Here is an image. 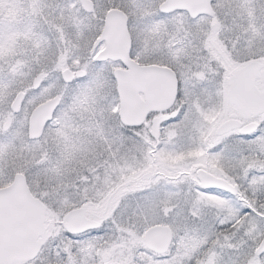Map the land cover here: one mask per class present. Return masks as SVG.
<instances>
[{
    "label": "snow or ice",
    "instance_id": "obj_1",
    "mask_svg": "<svg viewBox=\"0 0 264 264\" xmlns=\"http://www.w3.org/2000/svg\"><path fill=\"white\" fill-rule=\"evenodd\" d=\"M0 264H264V0H0Z\"/></svg>",
    "mask_w": 264,
    "mask_h": 264
}]
</instances>
